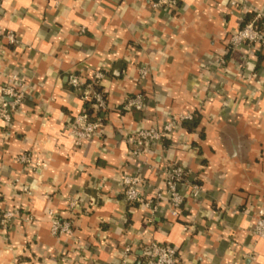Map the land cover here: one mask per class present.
<instances>
[{
    "label": "crops",
    "instance_id": "0c3cea01",
    "mask_svg": "<svg viewBox=\"0 0 264 264\" xmlns=\"http://www.w3.org/2000/svg\"><path fill=\"white\" fill-rule=\"evenodd\" d=\"M152 1L3 0L0 27L18 42L0 40V88L16 75L26 97L10 127L0 120V212L18 211L0 225V264H145L140 245L150 240L175 246L185 264H264V238L252 233L264 207V46L228 47L248 13L264 17V0H241L248 12L230 0H177L172 11ZM97 70L102 131L76 145L70 123L84 104L67 75L89 80ZM136 93L144 110L122 109ZM188 111L195 126L131 154L125 131ZM25 152L37 165L16 160ZM171 161L201 186L178 217L165 203L150 213L124 200V175L141 176L150 196ZM50 211L72 222L71 235L51 234Z\"/></svg>",
    "mask_w": 264,
    "mask_h": 264
},
{
    "label": "built area",
    "instance_id": "2783aa9c",
    "mask_svg": "<svg viewBox=\"0 0 264 264\" xmlns=\"http://www.w3.org/2000/svg\"><path fill=\"white\" fill-rule=\"evenodd\" d=\"M3 0H0V10ZM230 5L239 7L242 12H248V7L241 0H230ZM153 9H164L172 11L177 7V0H153ZM246 15V13H245ZM263 17L261 13L255 12L254 17L245 22L241 27L232 31L229 35L228 47L235 49L242 44L260 43L264 36V22L258 26L256 19ZM5 39L9 45L16 44L17 38L12 31H4L0 27V40ZM223 63V60H221ZM140 80H145L149 74L147 65L138 68ZM104 78V71L97 70L87 80L76 72L67 75L69 86L77 93L84 104V108L71 120L70 131L76 145H82L89 139L99 136L103 127V120L96 113L108 108L104 92L101 90V81ZM26 97V83L16 75H10L4 85L0 88V120L5 127H10L13 114L18 110ZM124 110L142 111L145 108V100L142 93H136L126 97L121 104ZM90 111V112H89ZM196 116L195 112H179L168 116L161 125L141 126L133 131H125V141L130 145L132 155L139 157L143 152L162 144L165 138L171 136L179 129L182 123L192 121ZM16 160L23 163L37 165L33 162L29 152L20 153ZM163 186L150 196L145 195L147 188L146 181L137 174H126L122 177L123 197L127 203H142L150 213L159 211L161 204L165 203L168 214L171 217H178L183 209L186 197L198 200L201 195V186L187 177L186 169L179 163L168 162L161 167ZM15 180V182H17ZM23 191L30 193L27 185ZM76 199H71L68 209L76 207ZM17 209H5L0 212V225L3 230L8 229L13 220L17 218ZM51 234L58 237L62 234L71 235L73 232L72 222L61 220L53 211L49 212ZM24 221H30L31 216H24ZM252 233L258 238H264V207L256 212L255 223ZM146 254L145 264H185L178 254L175 246L164 244L156 240H150L140 245ZM132 252L131 246L124 248L121 262L125 263L127 256Z\"/></svg>",
    "mask_w": 264,
    "mask_h": 264
},
{
    "label": "trees",
    "instance_id": "16d2710c",
    "mask_svg": "<svg viewBox=\"0 0 264 264\" xmlns=\"http://www.w3.org/2000/svg\"><path fill=\"white\" fill-rule=\"evenodd\" d=\"M255 13L254 12H250L246 15L245 17V20H244V23L251 20L253 17H254ZM264 22V17H258L256 19V24L258 26H260L262 23ZM260 43L264 46V36H262V38L260 39ZM90 112V111H89ZM96 115L98 117H101L100 116V112L99 113H96ZM197 119L198 117L195 116V118L192 120V121H186L184 123H182L183 126H186V127H191V126H195V124L197 123Z\"/></svg>",
    "mask_w": 264,
    "mask_h": 264
}]
</instances>
